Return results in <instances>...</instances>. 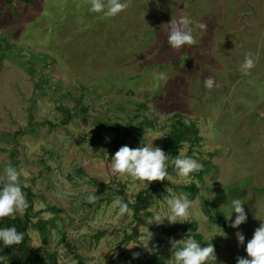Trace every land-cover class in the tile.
<instances>
[{"label": "rangeland", "instance_id": "obj_1", "mask_svg": "<svg viewBox=\"0 0 264 264\" xmlns=\"http://www.w3.org/2000/svg\"><path fill=\"white\" fill-rule=\"evenodd\" d=\"M127 2L125 11L105 17L90 11V0H0V174L16 167L21 186L34 194L33 213L54 221L47 246L37 231L30 237L41 253L56 254L58 264H76V255L89 264H127L151 240L159 247L156 264H169L168 222L148 221L167 213V200L180 193L193 202L184 223L196 222L197 233L214 244L216 261L208 264H237L264 223V25L240 17V0ZM181 15L207 29L195 28L196 44L175 50L167 24ZM249 52L256 65L246 75L241 65ZM66 110L73 116L67 124ZM145 118L153 127L129 136L128 146L152 143L167 154L163 142L172 125L197 131L199 143L191 150L186 144L179 155L203 165L201 179L170 176L154 189L156 182L111 171L119 149L101 124H119L123 132ZM191 183L199 188L194 197L183 188ZM140 194L145 225L113 206L116 197L134 203ZM237 198L247 220L232 228ZM210 216L225 219L227 227ZM136 228L140 237L132 236ZM99 231L105 235L97 242Z\"/></svg>", "mask_w": 264, "mask_h": 264}, {"label": "clouds", "instance_id": "obj_2", "mask_svg": "<svg viewBox=\"0 0 264 264\" xmlns=\"http://www.w3.org/2000/svg\"><path fill=\"white\" fill-rule=\"evenodd\" d=\"M90 11L94 13H103L105 17H115L129 7L127 0H90ZM168 27V44L175 50H180L184 46H193L196 39L193 35L195 28L206 30L207 25L194 20L187 15H181L178 19H171L167 24ZM256 65L252 53L245 55L244 62L241 65V71L249 74L250 70ZM157 78L165 79L163 73H158ZM213 78L205 80V86L208 88L214 85ZM161 118H166L163 113L159 114ZM171 164L180 177H188L193 172L202 170L203 165L196 160L177 155L171 160ZM169 155L160 147H153L151 144H143L138 148L122 146L111 158V171L121 176H129L133 180L144 182L146 185L152 182H163L170 179L168 173ZM20 171L12 166L7 165L4 173L0 174V219L23 215L28 208V201L22 190L20 182ZM97 199L95 194L88 196L90 202ZM192 201L189 200L186 193H180L177 196L167 200L168 212L161 214L156 213L149 219L148 223L161 225L167 220L169 224L184 223L190 216ZM235 220L231 224L232 228H239L246 222L247 215L241 199L237 198L231 202ZM113 206L117 207L121 216L127 214L130 209L128 203L122 197H116ZM231 219V218H230ZM218 227V226H217ZM148 241L153 238V234L148 230ZM238 243L243 245L245 236L241 232L236 233ZM24 240V234L18 232L15 226L0 228V241L6 247L18 245ZM172 246V258L169 264H208V261H216L215 247L212 243L207 246H201L191 235L188 238L179 241L169 240ZM133 247H128L132 249ZM247 258L237 257V264H264V223L255 229L253 237L246 245ZM140 253L134 252L133 258H139Z\"/></svg>", "mask_w": 264, "mask_h": 264}, {"label": "trees", "instance_id": "obj_3", "mask_svg": "<svg viewBox=\"0 0 264 264\" xmlns=\"http://www.w3.org/2000/svg\"><path fill=\"white\" fill-rule=\"evenodd\" d=\"M80 101L77 102V105L78 104L80 105ZM139 107L141 109L149 111L150 113L152 112V109L145 104L140 103ZM72 118L73 116L71 115L70 111L66 110V117L64 118L63 123L67 124L72 120ZM101 127L112 133L114 138L113 150L116 151L122 146H128L126 140L129 136H132L135 132H138L139 135H143L145 132V128L153 127V123H151L148 120V118H145L142 122L138 123V126H135L133 128L130 125L126 126L123 132H121L122 127L119 124L105 122L101 124ZM196 132L197 131H195L194 134L193 131L190 132L188 129L177 126L176 124L172 125V130L170 131V133L167 134L163 142L165 150L169 155V167H168L169 176H178L177 171L174 169V166L171 164V160L180 154L181 149L184 148L186 144L190 145L189 150H191L192 146L197 145L199 143V138L197 137ZM193 173L199 179H201L202 175L204 174L203 170ZM165 182L166 181L156 182L153 188L154 189L161 188ZM21 187L23 192H26V198L29 205L27 210L25 211L23 216L16 214L15 216L0 219V228L15 226L18 232L24 234V240L22 243L18 245H13L11 247H6L3 244V242L0 241V264H58V258L56 254H54L53 252L47 249L44 251V253H41L39 249H36L31 245L30 230L37 231L43 245L47 246L50 240V228L48 226L50 224L51 227L55 225H54V221H48V220H43L41 218H37L39 214H41L42 212L33 213V198H34L33 192L31 191L30 188L26 189L23 186ZM183 188L189 191L192 197H194L195 194L199 192V188L197 187L196 183H191L190 185L184 186ZM124 200L125 202L128 203V207L132 212L133 218L138 223V225H145V221L141 217V213L143 210L142 203L144 200L142 195L140 194L138 196V199L134 203L126 199ZM212 207H215V205H212ZM54 210L56 211V209ZM35 218H37L36 221H34ZM210 219L218 225L224 226L225 228L227 227V221L225 219H222L220 217L214 218L213 216H210ZM179 230H182L181 235L177 234ZM189 230L192 231V234L186 233ZM165 233H166V239L164 240V242L168 244H170L169 243L170 239H175L179 241L181 239L188 238L189 235H191L202 247L212 243V242L204 241L203 236L197 233V223L192 221L177 226H173L172 224L166 223ZM104 235L105 232H101V231L97 232V234L94 237L95 241L99 242L102 239V237H104ZM132 236L133 237L141 236L137 228L134 230ZM132 236L127 237V239L123 244L124 245L127 244V242H129L133 238ZM155 256H156L155 261L150 264H156V262L159 259L160 254H159L158 246H155ZM75 257H76V264H89V261L87 260L86 257L81 255H76ZM128 259L129 260L127 264H134L133 258L128 257ZM159 264H161V262Z\"/></svg>", "mask_w": 264, "mask_h": 264}, {"label": "crops", "instance_id": "obj_4", "mask_svg": "<svg viewBox=\"0 0 264 264\" xmlns=\"http://www.w3.org/2000/svg\"><path fill=\"white\" fill-rule=\"evenodd\" d=\"M240 10V17L246 22L249 18L254 26L257 24L264 25V0H240Z\"/></svg>", "mask_w": 264, "mask_h": 264}, {"label": "water", "instance_id": "obj_5", "mask_svg": "<svg viewBox=\"0 0 264 264\" xmlns=\"http://www.w3.org/2000/svg\"><path fill=\"white\" fill-rule=\"evenodd\" d=\"M140 253L139 258L134 259L135 264H150L155 261V244L154 241L151 240L149 242V249H146L144 247L139 248L137 251Z\"/></svg>", "mask_w": 264, "mask_h": 264}]
</instances>
